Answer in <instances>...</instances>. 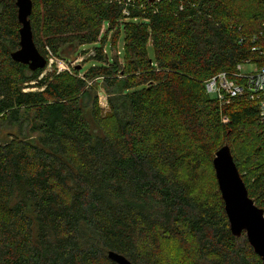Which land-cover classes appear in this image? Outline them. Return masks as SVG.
Instances as JSON below:
<instances>
[{
  "label": "trees",
  "instance_id": "16d2710c",
  "mask_svg": "<svg viewBox=\"0 0 264 264\" xmlns=\"http://www.w3.org/2000/svg\"><path fill=\"white\" fill-rule=\"evenodd\" d=\"M32 1L48 63L92 44L98 63L44 74L15 61L18 8L0 0V264H117L111 250L134 264H264L231 232L213 164L228 144L264 209L259 103L206 90L264 64V0Z\"/></svg>",
  "mask_w": 264,
  "mask_h": 264
},
{
  "label": "water",
  "instance_id": "95a60500",
  "mask_svg": "<svg viewBox=\"0 0 264 264\" xmlns=\"http://www.w3.org/2000/svg\"><path fill=\"white\" fill-rule=\"evenodd\" d=\"M154 3L158 0H148ZM20 47L12 53V58L27 64L32 70L43 69L48 65L47 58L37 48L30 16L33 10L32 0H16ZM99 95H103L100 92ZM107 104V98L104 99ZM219 189L225 203V210L230 223V230L235 236L246 233L250 245L264 262V209L257 206L249 196L248 188L243 180L228 144L220 148L213 160ZM108 257L117 264H134L125 255L109 251Z\"/></svg>",
  "mask_w": 264,
  "mask_h": 264
},
{
  "label": "built area",
  "instance_id": "2783aa9c",
  "mask_svg": "<svg viewBox=\"0 0 264 264\" xmlns=\"http://www.w3.org/2000/svg\"><path fill=\"white\" fill-rule=\"evenodd\" d=\"M125 1L131 2V0ZM247 65L253 66L252 69L247 70L245 67ZM206 90L223 105L247 94L250 99L259 103L260 120L264 125V64L259 65L250 61L240 63L234 72L224 71L208 79Z\"/></svg>",
  "mask_w": 264,
  "mask_h": 264
},
{
  "label": "rangeland",
  "instance_id": "374dc122",
  "mask_svg": "<svg viewBox=\"0 0 264 264\" xmlns=\"http://www.w3.org/2000/svg\"><path fill=\"white\" fill-rule=\"evenodd\" d=\"M124 36L121 37L120 40H118L117 42V49H118V52H121L123 53V45H124ZM96 45L95 44H92V45H86V46H83L80 48V52H79V55H73L71 57V64H67L65 63L64 61L62 60H59V59H56L54 57H51L50 58V61L48 63V67L47 69L45 70L44 74L47 73L48 71H51L54 69V67H57L59 70H64V69H69V65H76L78 64V66L84 70H87L89 67H91L92 65L94 64H97L98 62L95 61V60H88V57H90L91 55H93L94 53V47ZM87 49V53L84 54L83 51H85ZM110 47L109 45L106 47V50L108 51V55H111L110 54ZM150 53L151 55H153V50L152 48H150ZM113 55H115V52H113ZM122 56V55H121ZM247 70H251L253 66H245ZM245 69V70H246ZM246 70V71H247ZM32 89V88H30ZM104 99H106V96L103 94V95H100V100H101V103L106 106V102L104 101Z\"/></svg>",
  "mask_w": 264,
  "mask_h": 264
}]
</instances>
